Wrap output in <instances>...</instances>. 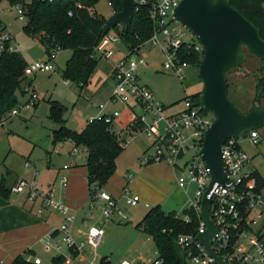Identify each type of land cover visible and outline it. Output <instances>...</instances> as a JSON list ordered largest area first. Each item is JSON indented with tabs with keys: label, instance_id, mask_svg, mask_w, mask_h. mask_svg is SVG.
Here are the masks:
<instances>
[{
	"label": "rangeland",
	"instance_id": "rangeland-1",
	"mask_svg": "<svg viewBox=\"0 0 264 264\" xmlns=\"http://www.w3.org/2000/svg\"><path fill=\"white\" fill-rule=\"evenodd\" d=\"M7 8L6 1L0 3V16L14 35V44L17 45L24 60L45 61L47 55L39 39L27 36L22 29L24 22L18 21L14 13L6 12ZM94 11L106 19L113 14L107 5V0H99ZM177 27L183 28L180 24ZM121 28V24H118L111 31L118 32ZM183 31L184 41L198 42L190 37L186 29ZM109 49L112 55L97 57L99 62L91 81L82 90L72 83H66L67 81L62 77V71L70 57L68 50L57 52L54 62H51L54 67L52 71L38 72L34 76L26 77L25 82L32 81L35 85L38 101L34 108L21 109L18 116L8 119L0 126V181L5 179L8 185H12L17 179L25 178L31 181L35 176V183L40 192L47 195L53 192L54 188L58 194L59 190L60 192L63 190L60 187L61 177L65 176L69 179L68 166L74 163L79 167L81 164L85 165L83 162L85 152L82 147H76L78 154L73 156L72 143L52 142L53 131L60 126L50 119V108L54 103L62 110L60 122L67 130L81 132L86 126V119L96 115L98 105L110 103L114 85L110 79L112 65L127 52L126 46L120 40L114 42ZM242 53L246 55V62L229 71L227 88L229 101L240 112L246 113L252 108H264L263 90L258 88V83L264 81V64L247 54L246 50ZM147 54L148 66L140 71V80L155 93L164 107L178 111L182 107L183 98L201 91L202 83L197 71L187 68L185 70L187 77L180 82L173 74L163 71L162 64L165 58L157 49L147 50ZM16 94L21 102L23 98L18 92ZM111 108L122 111L121 117L112 123L113 133L118 140L122 143L127 141L129 145L118 155L114 174L100 190L107 188L112 190L118 209L124 212L129 221L121 219L117 214L107 221L100 217L103 206L100 202L91 205L89 190L85 186L86 174L83 170L82 173L85 174L83 177L81 175L75 177L82 180L76 181V187L81 195L84 193V199L79 198L78 206L74 205L75 207L71 208L77 212L71 234L75 240L81 241L80 237L76 239V235L74 236L76 229H79L77 231L79 236H84L87 229L92 226L103 229V244L95 253L88 248L83 253L89 260L96 261V264H100L104 258L109 264L125 262L147 264L157 256L155 245L151 238L136 228V224L155 206H159L165 214L175 212L176 216L183 217L184 210H188L191 206L190 201L194 197L196 187L189 184L186 192L178 188L176 178L180 172L166 168L163 164L142 165L143 155L152 153V149L147 150L149 141L141 133L130 134L127 131L129 121L135 114H139L140 110L136 108L135 113H130L120 103H116ZM257 131L260 136L259 145L252 147L243 140L242 146L250 156L247 169L257 172L264 180V128ZM192 156V152H188L184 161L191 160ZM26 162H29L28 166ZM70 182L71 180L69 184ZM63 191L61 193H64ZM15 195L12 194L13 198H16ZM135 195L140 198L137 206L129 207L123 203L125 197ZM144 204L149 207L146 208ZM90 215L94 217L93 221L88 220ZM38 246L43 247L40 243ZM64 249L62 248L61 252H65ZM51 254L52 252L48 256ZM45 256L48 258L47 255Z\"/></svg>",
	"mask_w": 264,
	"mask_h": 264
},
{
	"label": "built area",
	"instance_id": "built-area-1",
	"mask_svg": "<svg viewBox=\"0 0 264 264\" xmlns=\"http://www.w3.org/2000/svg\"><path fill=\"white\" fill-rule=\"evenodd\" d=\"M133 1L134 11L146 7L149 9L153 32L144 43L131 49L124 44L127 48L126 55L118 58L112 65L111 75L114 85L110 101L114 104L120 103L125 108L133 107L140 110V113L135 114L129 121L127 131L130 134L141 133L149 141L147 150L152 149V153L143 155L141 164L169 166L172 170L180 172L176 178L178 188L186 192L187 185L191 184L196 187L189 209L196 214L199 227L196 234H180L177 239V244L187 253L184 264H219L196 239L197 235L205 230V225L199 218L200 201L211 181V175L203 159L195 156L202 147L203 134L212 124L213 117L199 105V100L196 103L191 96H186L181 100L180 110L168 114L167 107H164L154 92L140 81L139 75L140 70L148 66L147 50L157 49L165 58L162 64L163 71L173 74L180 82L186 79L185 70L190 67L181 60L178 52L182 44L190 47L195 43L182 39L185 35L183 31L185 27L181 24L183 28L177 27L179 24L173 18V12L181 0ZM28 3L29 0H17L12 5L7 3L8 8L5 11L14 13L18 21L24 22L23 11ZM107 5L111 8L110 3ZM76 7L80 9L82 6L77 5ZM68 15L71 17L73 12L70 11ZM119 40L121 41L120 36L116 32L109 31L102 34L94 50L95 58L110 57L112 51L109 47ZM14 41V35L0 16V58L4 54L18 51ZM196 50L201 51L198 42H196ZM59 51L60 48L57 46L50 51L45 61L36 59L28 63L24 69V76L52 71L54 67L51 62H54ZM27 94V101L21 105L18 103L17 107L2 117L0 126L8 119L17 116L21 109L34 108L38 101L35 89L29 87ZM98 108V113L95 116H89L85 124L103 122L109 125L113 132L112 123L120 117L121 111L116 109L108 112L104 104H100ZM243 140L252 147L258 146L260 143L258 131L251 130L240 138H231L225 141L220 149L223 170L228 182L223 186L218 183L214 184L207 195V198H212L209 218L216 226V233L210 245L212 252L226 264H264V191L257 184L255 171L247 169L250 156L244 151ZM128 145L127 141L121 142L123 149ZM190 151L193 154L191 160L184 161L186 154ZM76 153L74 146L73 154ZM28 165L29 162H26V166ZM60 184L65 187L67 178L62 177ZM10 193H26L29 201L40 199L43 205L57 210L62 215L63 221L57 232L63 237V246L72 251L75 256L71 261L67 260L66 264H82L80 261L76 262L81 258L86 260L85 264H96V261L89 260L83 253L87 248L95 253L101 246L104 241L102 228L93 226L85 233L84 240H75L71 234L75 213L63 201L55 200L52 194L45 195L40 192L35 183V176L31 181L20 180L11 186ZM139 201L137 195L123 199V203L129 207L137 206ZM96 202H100L103 206L100 217L104 218V221L110 220L115 214L123 220H128L124 212L118 209L117 201L105 191L96 192L94 203ZM179 218L184 224H189L191 221L187 214ZM46 243L53 245L51 237L46 238ZM56 247L60 248V244ZM32 262L40 264L41 258H34ZM147 264H165V262L156 256Z\"/></svg>",
	"mask_w": 264,
	"mask_h": 264
},
{
	"label": "trees",
	"instance_id": "trees-1",
	"mask_svg": "<svg viewBox=\"0 0 264 264\" xmlns=\"http://www.w3.org/2000/svg\"><path fill=\"white\" fill-rule=\"evenodd\" d=\"M5 1L12 5L17 0ZM98 1L29 0L23 11L25 21L22 29L24 33L31 38L37 37L43 45L46 55H49L50 51L57 46L60 51H70V57L62 71V77L80 90L90 83L99 62V59L95 58L94 50L102 37V26L106 18L94 11ZM122 1L107 0V3L111 4V10L114 13L121 11ZM262 2L264 0H229L230 5L252 22L257 28L260 38L264 39V10L260 6ZM77 5L82 7L79 9L76 7ZM70 11L73 12L71 17L68 15ZM129 26L128 32H125L122 26L121 30L116 33L120 36L121 41L131 49L144 43L153 32L149 9L146 7L134 11ZM195 47L196 43L190 47L182 44L178 54L183 62L198 73L202 54L201 51H195ZM260 62L264 64V60ZM27 65L28 62L24 60L19 51L4 54L0 58V120L10 110L18 106L16 93L21 84L27 80L24 76V69ZM229 71H227V75ZM198 77L200 78L199 73ZM260 83H258V88L263 90L262 96H264V81L262 80ZM191 97L198 103L199 92ZM50 110V119L59 123L60 126L59 129L53 131L52 142L55 144L70 141L75 147L86 149L84 167L87 174V190H89L91 203H93L96 192L114 174L116 160L123 150L121 141L111 131L109 125L103 122L85 124L86 126L79 133L67 130L60 122L62 110L54 103L51 104ZM254 176L258 186L264 188L262 177L257 172ZM10 187L7 186L5 179L0 181V196L2 198H8L11 195ZM184 214L189 216L191 220L189 224H184L175 212L165 214L159 206H155L136 224L138 230L152 239L157 257L161 258L165 264H184L187 253L177 244L178 235L196 234L199 227V220L194 211L184 210ZM61 261V257H56L53 260L56 264H60ZM19 262L25 264L20 259H16L14 264ZM101 264L109 263L104 258L101 260Z\"/></svg>",
	"mask_w": 264,
	"mask_h": 264
},
{
	"label": "water",
	"instance_id": "water-1",
	"mask_svg": "<svg viewBox=\"0 0 264 264\" xmlns=\"http://www.w3.org/2000/svg\"><path fill=\"white\" fill-rule=\"evenodd\" d=\"M264 10V2L261 3ZM134 1L123 0L120 12H114L103 24V35L121 24L128 32L134 12ZM173 18L185 27L190 37L198 41L202 60L198 73L202 83L199 105L213 117L203 134V143L195 157H201L210 171L211 181L200 201L199 218L205 230L197 241L219 264H226L211 250L210 241L216 226L209 218L212 198L207 195L216 183L228 182L223 170L221 146L231 138H240L251 130L264 128V108H252L242 113L228 99L227 71L246 62V55L264 60V39L257 28L229 3V0H181Z\"/></svg>",
	"mask_w": 264,
	"mask_h": 264
},
{
	"label": "crops",
	"instance_id": "crops-1",
	"mask_svg": "<svg viewBox=\"0 0 264 264\" xmlns=\"http://www.w3.org/2000/svg\"><path fill=\"white\" fill-rule=\"evenodd\" d=\"M110 79L112 80V75L110 76ZM66 83H68V81ZM29 87L35 89V85L33 84L32 81L23 82L21 84L18 93L21 95L23 100L19 102L18 99V103L20 105L24 104L27 101L28 99L27 90ZM104 105L108 112L115 110L111 107L116 104L112 103L111 101L110 103L107 104L105 103ZM98 109L99 108L97 107V112H95L96 114L98 113ZM135 109L133 107L128 108L130 113H135ZM174 112L176 111H171L170 109L167 110L168 114H172ZM84 152L85 155L83 157L84 158L83 162L86 161L85 158L86 149H84ZM72 154H73V149H72ZM77 154L78 153H76L75 155ZM75 155L73 154V156ZM163 166L171 169V167L169 166H165V165ZM68 170H69V176H68L69 179L67 178V185L63 187L60 184V187L63 188L65 192L62 190L64 193H61L62 191L60 192L59 190V193L56 194L57 192L54 191L53 188L52 190L53 192H50L49 194H52L55 200L63 201L66 204V206L74 208L75 207L74 205L78 206L77 203L79 198L82 197L84 199V193L83 195H81V193L77 191V187H76V181L77 180L82 181V180L75 179V177L79 175L83 177L86 174V168L84 167V164H81L79 167L77 163H74L73 165L68 166ZM83 170L85 171V174L82 173ZM84 177L86 184L85 186L87 187V174ZM20 180L27 181V179L25 178H20L19 180L17 179L16 182H14L12 185H8L7 183L6 184L8 187H10L20 182ZM69 180H71L70 184H69ZM106 191L109 193L111 197H113L114 193L112 192V190L107 188L105 192ZM12 194L15 193H11V195L8 198H2L0 196V264H14L16 259H20V261H23L25 264H33L32 262L33 259L39 257L41 258L40 264H56L53 262V260L56 257L62 258L60 264H66L67 260L71 261V259L75 258L73 252L67 250V248L63 246L62 244L63 237L59 232H57V229L59 228V226L63 221L62 215L57 210L43 205L40 199H37L33 202L29 201L26 193L16 194L15 195L16 198H13ZM93 204L95 203L94 202L91 203V205ZM145 205L147 204H144V206ZM72 211L75 214H77V212L74 211L73 209ZM88 220L93 221L94 217L90 215L88 217ZM126 221H129V218ZM77 231H79V229H76V231L74 232V236L76 235L77 237L76 239L80 237L81 240H84V236L77 235ZM47 237H51V239L53 240V245H48L46 243ZM39 243L42 244L43 247L38 246ZM59 244H60V248H57L56 245L58 246ZM62 248H65L64 249L65 252H61ZM51 252L52 254L48 256V254H50ZM45 255H47L48 258H46ZM78 261H80L82 264H85L86 262V260L82 258L76 260V262ZM18 264H21V262H19Z\"/></svg>",
	"mask_w": 264,
	"mask_h": 264
}]
</instances>
